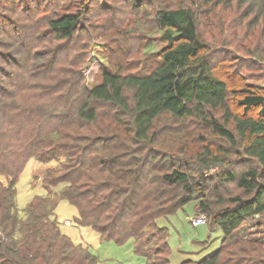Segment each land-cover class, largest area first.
<instances>
[{
    "label": "trees",
    "instance_id": "1",
    "mask_svg": "<svg viewBox=\"0 0 264 264\" xmlns=\"http://www.w3.org/2000/svg\"><path fill=\"white\" fill-rule=\"evenodd\" d=\"M79 1V10L48 19L35 18V9L15 20L6 13L0 17L36 42L47 31L53 40L68 41L88 28L90 0ZM231 1L124 0L122 12L134 17L133 33L144 40L145 63L131 62L135 70L126 72L123 65L106 67L90 87L76 69L61 68L80 59L71 51L51 57L46 67V53L30 59V47L23 55L11 40L4 52L0 42V174L7 180H0V264H104L51 219L60 200L76 208L74 221L96 231L100 241L122 245L132 239L144 264H169L167 229L155 220L193 202L222 237L215 251L180 264H264L261 243L239 234L243 222L264 217V84L251 86L232 72L219 56L223 47L205 36L203 16ZM236 2L246 3L242 20L250 14L255 22L262 19L264 36V0ZM148 16L152 20L141 21ZM42 24L46 31L35 37L33 28ZM156 31L163 42L158 49L150 36ZM29 66L37 70L27 71ZM48 76L53 81L44 86L40 81ZM42 86L49 89L43 105H17L23 88L35 97ZM253 109L256 115L249 113ZM163 121L171 122L161 126ZM189 122L198 124L201 140L192 154L186 144L172 146L179 137L172 131ZM83 128L90 133L82 134ZM30 159L53 166L43 172L45 194L34 195L20 216L15 185Z\"/></svg>",
    "mask_w": 264,
    "mask_h": 264
},
{
    "label": "rangeland",
    "instance_id": "2",
    "mask_svg": "<svg viewBox=\"0 0 264 264\" xmlns=\"http://www.w3.org/2000/svg\"><path fill=\"white\" fill-rule=\"evenodd\" d=\"M123 1L118 0V3L113 4L111 0H90L88 3L90 17L84 23L88 28H85L83 32L77 30L75 36L68 41L53 40L51 33L47 31L46 38L36 42L27 32L20 33L19 26L15 22L12 20L4 21L0 17V42L4 46V52H8L10 46L13 45L11 40L15 44L18 43L19 50L23 55L27 51L26 47H30L28 57L30 59L35 58V54L41 56V53L42 55L46 53L42 59V63L46 67L50 66L48 60L51 57L56 59L60 53L71 51L73 59L77 60L79 57L80 59L74 65L67 61L66 66L61 68L72 67L76 69L80 79H83L85 85L90 87L100 82L101 74L106 67H108V70H113L117 66L123 65L121 71L126 72L135 70L134 67H131V62L145 63L147 52L143 49L144 40L133 33V28L136 25L133 22L134 17L122 12L124 11ZM127 5L132 8L134 2L129 1ZM80 7L79 0H0V13H6L14 20L19 14L26 17V13L33 9L36 10L34 12L36 13L35 18L43 20L42 18L48 19L61 13L74 12L79 10ZM245 7L246 3L240 6L236 0H232L229 7L219 6L217 12L214 11L212 14L203 16L204 23L208 24L205 36L214 45L219 48L223 47L219 56L230 65L232 72H237L238 76L242 75L247 84L260 86L264 84V36H262L260 30L262 19L255 22V15L250 14L242 20L240 12ZM135 18L142 19L137 16ZM150 20H152V17L148 16L141 21L148 22ZM221 23H223L222 27ZM37 29L33 28L35 37L46 31L47 27L42 24ZM136 30L138 31L137 27ZM136 30L134 29V31ZM211 33L213 34L211 35ZM12 36L13 39H11ZM150 36L153 37L156 49H158L162 42L158 39L159 32H152ZM252 51L255 52L254 55L250 53ZM257 53H259V57H256ZM219 56L216 58L217 60H221ZM100 57L104 59V62L100 60ZM2 64L3 62L0 63V65ZM14 65H17V63L14 62ZM35 67L29 66L27 71L37 70ZM14 70L16 71V69ZM55 72H57V69ZM68 75L65 73L62 77ZM7 80L9 81V79ZM49 81H53V79L48 76L43 77L40 82L45 83L44 86H47ZM16 82H14V85ZM10 85V82H8L6 87L12 89ZM44 86L36 90L42 94L35 97H32L29 88H23L22 92L17 95L19 97L16 100L17 105L21 108L43 105V101L47 100L45 92L49 91ZM257 110H250L249 113L256 115ZM167 122L171 121L160 122V125L162 126ZM181 130L178 132L172 131L179 136L172 143L174 148L180 143L186 144L187 154H192L196 148H201V140L199 141V138H197L198 124L196 122L186 123ZM79 131L82 134H89L91 130L83 128ZM93 132H98L97 126H95ZM50 166H53V164H43L35 159H30L19 175L15 185V205L20 216H23L27 203L34 195L45 194V188L42 186V176L45 168ZM213 171L214 169L210 173H213ZM0 180L3 183L7 181L1 174ZM231 189L232 192H236L233 185ZM193 205V202H189L175 213L160 216L155 220L157 226L167 229L166 240L169 245V264H180L184 260H199L219 247L222 237L221 228L211 227L209 218L206 219L205 223L194 226L191 219L204 214L197 213ZM53 215L59 222V229L63 234L68 236L74 244L87 246L90 252L96 255L104 264H144V258L134 252L132 239L122 245H117L112 241H100L99 234L96 231L80 226L74 221L77 210L67 201H58L51 219ZM239 234L246 241H249L247 240L249 238L256 239L261 243V248L264 251L263 216H255L253 219L243 222L239 228ZM246 247L250 249L252 246L246 245ZM250 254L256 256V253L251 252Z\"/></svg>",
    "mask_w": 264,
    "mask_h": 264
},
{
    "label": "built area",
    "instance_id": "3",
    "mask_svg": "<svg viewBox=\"0 0 264 264\" xmlns=\"http://www.w3.org/2000/svg\"><path fill=\"white\" fill-rule=\"evenodd\" d=\"M206 216L205 215H199V216H197V217H195V218H192L191 219V223L194 225V226H199V225H201V224H203V223H205V221H206Z\"/></svg>",
    "mask_w": 264,
    "mask_h": 264
}]
</instances>
